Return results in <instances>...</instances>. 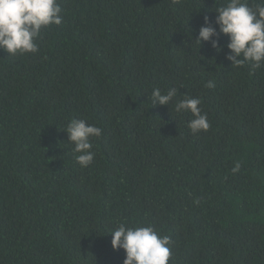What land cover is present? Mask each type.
Wrapping results in <instances>:
<instances>
[{
	"label": "trees",
	"instance_id": "trees-1",
	"mask_svg": "<svg viewBox=\"0 0 264 264\" xmlns=\"http://www.w3.org/2000/svg\"><path fill=\"white\" fill-rule=\"evenodd\" d=\"M57 2L37 53L0 50V264H123L121 223L168 236V264H264V66L232 67L223 34L195 41L226 0ZM185 97L207 132L174 110ZM72 119L102 129L88 167Z\"/></svg>",
	"mask_w": 264,
	"mask_h": 264
},
{
	"label": "clouds",
	"instance_id": "clouds-1",
	"mask_svg": "<svg viewBox=\"0 0 264 264\" xmlns=\"http://www.w3.org/2000/svg\"><path fill=\"white\" fill-rule=\"evenodd\" d=\"M213 27L205 17L204 24L198 30L195 41L201 45L209 42L219 51V36H227L229 50L226 60L232 67H243L246 64L251 70L264 66V0H256L252 5L248 0H226L215 10ZM63 23L62 8L57 0H0V50L8 55H23L39 51L37 39L43 28ZM207 88H214L213 81H208ZM178 90L169 88L166 93L153 88L151 99L153 105H169ZM201 99L185 97L175 102L177 113H190L191 119L187 127L192 134L207 132L210 128L206 113L199 107ZM68 142L73 144V153L77 163L88 167L94 160L95 153L92 138H99L102 129L87 123L83 119H72L64 130ZM236 164L232 171H239ZM111 247L113 250L123 249V264H168L171 257V240L168 236H160L152 226L126 227L121 223L111 231Z\"/></svg>",
	"mask_w": 264,
	"mask_h": 264
}]
</instances>
